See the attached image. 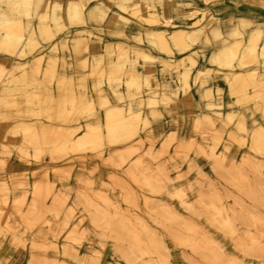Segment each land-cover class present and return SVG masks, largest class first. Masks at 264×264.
Masks as SVG:
<instances>
[{
	"label": "rangeland",
	"instance_id": "obj_1",
	"mask_svg": "<svg viewBox=\"0 0 264 264\" xmlns=\"http://www.w3.org/2000/svg\"><path fill=\"white\" fill-rule=\"evenodd\" d=\"M151 1L154 5L155 2H162V0ZM232 1L235 6L224 0L215 1L213 5L215 8L227 5V9L236 14H239L241 10H250L259 19H264V13H259L255 8L258 5L264 7V0ZM238 1L246 2L248 5L242 8L237 4ZM54 2L59 1L55 0ZM0 6V11L12 8H9L8 4L2 0H0ZM199 7L203 9V4ZM43 8L44 5L39 9L44 12L46 7ZM152 9L155 10L156 5ZM119 10L122 9L119 7ZM13 11L15 12L11 18L17 20L24 18L22 7ZM122 11L124 14L129 13L132 17L144 21L140 11L137 13L140 17L130 8L127 12ZM154 13L158 15L156 11ZM184 15L197 17L192 20L195 21L201 18V11L195 10L192 13L185 11ZM36 19V17L33 18V25L36 24L38 20ZM207 19L208 17L205 16L201 23H207ZM66 20L65 27L51 40H41L42 43L46 42L50 46L52 41L66 30L63 33L66 42L56 41L49 47V56L45 66L44 55L39 54L45 49L42 43L31 54L21 55L19 52L17 56L8 59L5 58V46L0 43V80L2 79L0 82V124L5 125L3 128L4 135L0 140V167L4 165L6 158L17 154L21 159L33 158L37 161L44 155H49L50 161L55 163L51 178L49 177L50 168L46 167L43 168V175L35 180V182L37 180L45 181L47 192L42 194H36L34 187L31 189L30 184L25 185L22 182L23 179L28 180L27 176L0 177V181H4L10 188L6 201L3 202L0 196V249L7 240L10 247L26 250L29 253L28 264H264V151L257 152L251 147L252 145L250 146L253 127L247 128L244 122L246 130L242 129L240 127V115H233L229 118L227 116L229 111H227L225 114L226 121L223 123L224 128H215L217 119L214 127H207L205 124H198L194 121V136L190 138L179 133L183 126L175 119L169 122L170 129L163 128L158 132L155 124L163 119V113L155 118L156 121L153 125L150 124L148 127L144 125V122H140L138 133L143 138L141 145L143 149L151 148L152 156L150 159L146 158V153L142 152L145 155L146 163L139 166L135 171L136 175L133 176L125 170V167H121V164L124 166L127 163L128 158L135 160L139 156V153L136 154L137 152L132 155L128 154L129 140L113 143L105 141L102 148L89 147L91 149L75 151L68 148L64 151L54 150L55 147L52 146L58 139L60 140L61 135H58V138L54 135L53 141L51 139L54 138L53 134L51 133V136L47 134L42 138L40 137L38 142H34L22 133L15 132V125L17 124L36 125L45 121L53 126L50 127L52 130H55L53 129L54 126L59 127L55 130L56 132L62 130L64 126H81L76 131L77 133H73V137H77V134L85 129L87 122L100 120V115L99 111L92 114L90 110H85L76 114V117L71 121L58 119V110L62 106L72 108L73 104H77L76 101L73 103L68 98L70 94L84 90L89 97H91L90 94H94L92 98L95 99L97 108L100 107L99 94H97L100 89L94 84L97 79L102 76V88H106L105 84H109L110 87L108 86V88L112 91L111 85L117 88L119 86L118 89L121 90L120 86L124 82L123 79L132 78L129 70L136 63L132 61L135 58L137 61L141 57H137V53L133 51L136 57L131 59L129 49L126 46L123 50L116 47L113 51L106 50L110 56L117 51V60H110L108 65L121 67L123 75L115 82L109 83L105 75L106 69L109 67L103 65V74L91 73L90 71L88 75H84L82 79L76 82V86L72 77L74 82L70 79L66 83L65 90L67 93L64 95L67 99H64L59 105L57 100L53 99V85L56 83L57 87V80L61 78L57 72L58 59L55 61L56 74L54 78L52 76L49 79H44L43 71L54 64L55 59L52 56L57 53L58 46L67 52L73 48L69 40L70 26L80 24L74 22L76 19L72 20L67 17ZM47 21L53 24L50 18ZM187 23L184 22L183 24ZM114 24L120 26L118 23ZM52 26L54 27V25ZM255 31L256 29L253 27L245 31L242 34L243 43L246 36L249 34V38H251ZM6 33V28L0 24V39L5 37ZM86 34L89 36V32ZM239 34L228 36L227 40L231 41L230 45L236 42ZM91 35L89 36V43L93 42V33ZM142 35L140 42L143 44L146 41L150 45L145 34ZM133 39L134 41L137 40ZM263 41L264 38L258 40L257 46L260 47ZM196 43L202 44L201 39H197ZM150 46L158 50L153 47L154 45ZM171 48L174 51L177 50V46L171 45ZM187 51V49L182 50L181 56L186 55ZM73 52L75 54V51ZM261 62H263L262 58L257 62H254L252 58L235 60L234 68L246 72V82L249 84L247 92L249 93H258L255 91L261 90L262 84L264 88V74L258 72V66ZM127 63L129 66H126ZM248 65H255V68L244 70ZM81 66L90 69L87 64H81ZM175 68L177 71L180 69L179 67ZM7 69H9L8 72ZM251 71L255 72L256 77H258L256 86H253L249 79ZM88 76L94 80L91 91L87 85ZM10 79H14V81L10 82ZM138 79L140 85H133L134 100L145 99L154 95L146 80L144 78ZM144 89L146 90L144 91ZM48 91L52 93L51 98ZM57 92L59 95L58 87ZM102 92L105 93L104 90ZM161 93L167 92L159 87L157 96H162ZM259 93H264V89ZM110 94L113 103L121 102L120 104H123L127 110L129 107L138 109L133 104L130 105V94H125L121 100H117L113 92ZM230 94L237 97L236 94L231 92ZM4 95L5 97H2ZM208 97L210 98V96ZM212 97L213 95L211 99ZM258 100L252 98L239 101L237 98L236 104L243 107L247 106L249 110L248 105L252 103L253 114L254 112H261L264 119L262 110L258 108V104H255ZM6 101L9 103L8 105ZM159 105H162L164 109L163 104L158 103L157 106ZM23 107H26L25 111H22ZM53 107H56V110H53ZM100 108L106 109L105 106ZM208 108L215 111L214 108L219 109L220 107L211 106ZM50 109L55 112H53L55 116ZM141 109L145 115V111L149 108L143 104ZM167 114L169 115V113ZM222 116L223 113L218 119L221 120ZM151 118L153 117L151 116ZM234 122H236L235 128L226 130ZM173 128L175 131L170 132ZM103 130H105L104 127ZM232 133L239 139H232V136H229ZM240 134H244L245 137L239 136ZM45 138H50L51 141ZM233 140L239 146H245V151L240 159L233 158L231 161H226V153L229 151L230 142ZM220 145L221 150L216 152ZM109 151L115 155L114 161L110 162L115 172L110 173L107 181H101L100 185L93 176L95 169H90L88 175L76 174L75 180L78 183V188L72 196L71 192L74 189H71L68 184L64 185V183L71 179V172L76 168L73 162L76 160L84 161L89 157L102 158L104 153H109ZM196 156H204L212 161L215 172L213 179L205 177L207 181L203 179H195L192 182L186 181L187 176L183 171V165L187 162L191 163L193 157ZM82 168L84 171L85 167L82 166ZM37 172L35 171L33 174L36 175ZM57 182L61 183L58 188L56 187ZM85 198L93 202L100 211L97 208L94 209V206L86 207ZM19 200L20 202L17 203ZM95 212H98L97 215ZM78 221H80V225L75 227L74 224Z\"/></svg>",
	"mask_w": 264,
	"mask_h": 264
},
{
	"label": "bare ground",
	"instance_id": "obj_2",
	"mask_svg": "<svg viewBox=\"0 0 264 264\" xmlns=\"http://www.w3.org/2000/svg\"><path fill=\"white\" fill-rule=\"evenodd\" d=\"M2 1L6 2L9 6V8L12 7L9 10L0 11V24L3 25L4 28H6V30H7L5 37L0 39L1 40L0 43L3 46H5V51H6V54H5L6 57L5 58H7V59L14 57V56H17L19 54V52L21 53V55L33 53L35 50H37L39 48L38 45L42 43L41 40H43V41L44 40H51L59 31H61L65 27L64 18H63V15L61 14L62 4L60 2H54L55 0H53V1H51V0H2ZM90 1L91 0H68L66 3V10H67L66 12L68 15L67 17L69 19H72V20L76 19L74 22H76L77 24H80V25L81 24L85 25L84 23H87V22H93L94 21V22L98 23V22L104 21L106 16H107V13H108L107 5L104 2H102V0L98 1V2H94L92 4H90ZM115 1H116L117 5L122 10H124L126 12L129 10V8L132 9V11L135 14H137L140 11V15H141L142 19L146 23H148L149 25L150 24L156 25V24H160V23L162 24L161 26H158L156 28H154V26H152L151 28H147L145 33H141L139 31H137L134 34H130L128 32V30H126V26L130 22V19L126 14H124V12L122 10H117V11L114 10L112 12V14L109 16V18H107L109 20L108 22L116 23V24L118 23L120 25V26H117L118 32L116 33V35H119L121 37H129V34H130V36L132 38L137 39L136 41L133 42V46H131L132 50L137 53V57H141L144 61H149V60L150 61H152V60H159L160 61V59L166 61L167 58L165 56H163V53H166L167 56L170 54L171 55L177 54V56H175V58L173 60V62H174L173 65H174V67H179L180 69H181V67H183L182 73L178 74V75H180L182 88L186 91H189V89H190V85H191L190 79H191L192 75L194 78L193 79L194 82H196L197 79H199V77H201V75H200L201 72L205 71L207 73V72L212 71V69L214 68V67H212V64L218 65V67H225L226 66L228 69L227 74H226V80L228 83L229 92H231L232 94H236L239 101H241V100L246 101V100H250L252 98H257V100L259 99L258 101L255 102V104H258V108H260V110H262V112H263L262 115H264V93H259V92L263 91V89H264L262 86L263 84L261 85V87H262L261 90L255 91L258 93L253 94V93L247 92V88H248L249 84L246 82V72L242 71V70H237L234 68L236 65L235 60L252 58V60L254 62H257L260 60V58H262V61L264 62V41L260 45V47L257 46L258 40H260L261 38H264V19H259V17L257 15H255L250 10H241V12L239 14H236L232 10L227 9V7H228L227 5H224L221 8H217V7L215 8L213 4L215 1H219V0H202L203 1V3H202L203 9L196 6L193 8V10H186L187 13H192L195 10L201 11V18L199 20H195V21L189 22L187 24H177L170 17L167 18V17H165V15H156L154 13L155 10L152 9L155 7V5L153 4V2L151 0H141V1L140 0H137V1H134V0H115ZM41 5L42 6L44 5V8L46 7L44 12H43V10L41 11L39 9L42 7ZM20 7H22V9H23L24 18L22 20L20 18H19V20H17L16 18H11V15H13V13L15 12L13 10H17ZM145 9L148 10V12H149L148 15L144 14L143 11ZM205 9H206V11H205ZM42 12H43V14H42ZM137 16H139V14H137ZM205 16L208 17V19H207V23L203 24V23H201V20ZM34 17H36L38 19V20L36 19L37 21H36L35 25H33V21H34L33 18ZM48 18H50V20L52 21L53 24H51L47 21ZM175 24H177V25H175ZM52 25H54V27ZM77 26H79V25H77ZM251 27L256 29V31L254 33H252L251 38H249L248 40H245V42L243 43L242 34L245 31L251 29ZM129 29H130V27H129ZM86 32H89V36H92L91 35L92 33H90L91 31L88 30L87 28H76L72 34L71 39H69V40L71 41V44L73 46L72 49H74L73 51H75L76 57L80 60V62L82 64L88 65V56H87L88 51L87 50H88V46H89V36H88V34H86ZM142 34H145V37H146L147 41L150 43V45H152V46L154 45L153 47H156L159 50L158 54L154 53L151 50L146 49V45H144L140 42L142 39V36H143ZM235 34H239V38L236 40V42L233 45H230L231 41L229 42L227 40V38H228V36H234ZM197 39H201V41H202V44H200L199 47H200L203 54H205L206 50L210 49V53L208 55V61H209L210 65L204 66L203 68H198L194 72L193 68L197 66L198 57H199V50L195 49L196 48L195 46L198 45V43H196ZM59 42H62V43L66 42V38L64 35L59 39ZM105 44H106V50H108V51H113L115 47L120 49V50L125 49V43L122 40H117L116 43L111 41V40H107L105 42ZM171 45L177 46V50L174 51L171 48ZM184 49L188 50L187 54L185 56H181L182 55L181 51ZM206 53H208V52H206ZM54 55L55 56H52L53 59H55L54 64H52L51 67H49V68H45V71H43V73L45 74L44 79H49L52 76H53V78L55 77L54 76L56 74L55 73L56 72L55 61L57 60V56H56L57 53H54ZM172 57H170V59ZM135 60H136V58H135ZM135 60H133L132 62L133 63L136 62ZM166 64L171 65V67H172V64H170V63H166ZM39 66H41V65H39ZM35 67H37V66H35ZM88 67H90L91 73H96V74H98V73L103 74L104 73V67H103L101 59L96 61V64H94V65H91V66L88 65ZM108 67L109 68L106 69L105 75H106L107 81H109V83H111L112 81L115 82L116 80H118L120 78L121 75H123L121 67L118 68V66H109V65H108ZM149 68H150V66H149ZM9 69H7V72ZM129 71H130L129 73L131 74L133 79L132 78H129V79L126 78L125 80L123 79L127 89H125L123 87H122V89H125L128 92H130V93L126 92V93L130 94V96H131L130 105L133 104L135 107L138 108L137 110L133 109V107H129V109L127 110L126 108H124L125 106H123V104L119 105L118 103H113L110 95L107 93V90L105 88L104 89L102 88L103 87L102 86L103 81H102V76H101V78L97 79V82L94 84L96 85V87L98 89H100L99 90L100 92L97 93V94H99L98 95V101L100 103V107L101 106L106 107L105 115H104L105 116L104 122H101V120H99V119H96L95 122H93V121L87 122L85 124V129H83L82 132L78 133L77 137H73V133H77L76 131H78L81 126H72V125L71 126H64L62 128V130H60L59 132H56L55 130L58 129L59 127L54 126L53 129H55V130H52L50 128L52 125H50L49 123H47L45 121L39 122L36 125H34V124H30V125L19 124L18 125L17 124V125H15L16 126L15 132L16 133L17 132L22 133L25 137H29L34 142H38L39 139H41L44 135H47V134L48 135L50 134L49 136H51L53 134V137H54V135H56L57 136L56 138L59 137L58 135H61L60 140L58 139L59 140L58 141L56 139L57 141L55 142L54 145H52L55 147V149L53 147H52V149L64 150V151L67 150L68 148H71V150H73V151L87 149V148L91 149L89 147H94V148L100 147V148H102L103 145H105V141H108L109 143H113V142H118V141L124 142V141L129 140L130 144H129V147L127 149L128 154L132 155L133 153L137 152L136 154L139 153L138 154L139 156L135 160H131V158L129 160V158H128V160H126L127 163L124 166L121 164V167L122 168L125 167V170L127 172H129L130 174H132V176L136 175L135 174L136 169L139 166L144 165L146 163L145 162L146 158L150 159L152 156V149L151 148L143 149V147L141 145L143 142V138L138 133L139 124H140V122H144V125L146 127H148L150 124L153 125L155 123V121H156L155 118L159 117L163 113L158 108V106H157L158 103H161L164 105V109H165L166 113L172 114L173 110H172L170 104L172 102L176 101L174 99V96H176V94L179 93L178 92L179 89H177L178 91L173 92L174 95L168 92L169 94L168 93H163V94L161 93L162 96L159 97V96H157V92H159L158 86L164 87L166 84L165 82H160L159 85L158 84L155 85L158 87L157 88V87H154L152 85V82H154V77L150 74V72L149 73L147 72L146 76L142 77L141 74L134 68V66L130 67ZM193 72H194V74H193ZM177 73H175V75ZM206 73H205V75H206ZM5 74H6V72H5ZM138 78H144L146 80L147 84L150 85V89H152V93H154V95H151L148 98L146 97L145 99L139 98L138 100H134L135 92H133V89H134L133 85H135V84L137 86L140 85ZM257 78L258 77H256V73L251 71V73L249 75V79H250L253 86L257 85V83H256ZM70 79H71V81H73L72 74H71V76L63 74V75H61V78H59L57 80V87H58L59 95L56 96L55 94H53V99L55 101L57 100L59 105H60V103H62L64 101V99L65 100L67 99L64 94L67 93L66 92L67 90H65L66 85H67L66 83L69 82ZM1 81H2V79L0 80V82ZM11 81H14V79L13 80L10 79V82ZM206 82H207V79H206ZM120 83H121V81H120ZM84 85H86V84H84ZM108 86H109V84H108ZM118 88H119V86H118ZM118 88L111 85L112 92H113V94H115L116 99L121 100L123 98V96L125 95V93L123 94V92L121 90H119ZM7 89L9 90V88H7ZM103 90L105 92L104 94L102 92ZM172 90H173V88H172ZM210 90L212 91V89H210ZM210 90H207V91H209V96L211 98L212 92ZM216 93H218V92H216ZM48 94H49V97L51 98L52 93H49V91H48ZM128 94H126V95H128ZM207 94H208V92H207ZM90 96L91 97H89V95L88 96L86 95L85 90L83 92H72V94H70V97H68V96L67 97L70 98L73 103L76 101L77 104L76 105L73 104L72 108L62 106L60 108V110H58V116L59 117H57V118L58 119L62 118V120H65V121H68V120L71 121V119H74V117H76V114H80L82 111H85V110H90L92 114L98 113V109L96 108L95 99L92 98L94 96V94H90ZM2 97H5V95ZM206 97H208V95ZM260 100H261V102H259ZM6 104L8 105L9 103L7 102ZM55 104H56V102H55ZM143 104L144 105L146 104L147 107L149 108L147 111H145L146 112L145 115H143V111H141L142 110L141 107ZM231 104L232 103L230 102L229 106H231ZM207 106L208 107L218 106L221 108L222 105L215 103V101L211 99V101L209 102V104ZM220 108L219 109L218 108L217 109L212 108L213 110H215L214 114H211L210 112H206V111L199 112L196 114V116H194L193 120L195 122H197L198 124H202V125L205 124V125H207V127L208 126L214 127L215 121H216L215 117L216 116L219 117L223 113ZM53 110H56V107L55 108L53 107ZM50 111L52 112L51 109H50ZM30 112H32V111H30ZM53 112H52V114H53ZM27 113H28V111H27ZM66 114H67V116H66ZM53 115H51V116L54 118L55 115L54 116ZM233 115H239V114L236 112L235 109L229 110V113H227V116L230 118V117H233ZM151 116L153 118H151ZM240 120H241L240 127L242 129L246 130V128L244 127V122H245L244 116L241 114H240ZM36 121H34V122H36ZM20 123H22V122H20ZM14 127H13V129H14ZM103 127L105 128V130H103ZM143 127H142V130H143ZM215 128H217V127H215ZM212 129H214V128H212ZM229 136L230 137L232 136V139H234V140L236 138H238V136H236L234 133H232V135H229ZM46 137H48V136H46ZM45 139H50V138H45ZM51 139L53 140V139H55V137L51 138ZM51 139H50V141H51ZM50 141H47V142L49 143ZM250 142H251L250 146L252 145L251 147L254 148L257 152H263L264 151V125L261 122L257 121V119L254 120L253 133L251 134V141ZM94 148H92V149H94ZM96 150H98V149H96ZM212 151H214V150H212ZM142 152L146 153V158H145V155L142 154ZM250 156H252V155H250ZM114 157H115L114 153L112 151H109V153L107 154V159L109 161L113 162ZM22 182L25 185L27 183L29 184L28 180H26V179H23ZM33 187H34V191L36 194H42L44 192H47L46 191L47 186H46L45 181H43V180H37L36 182H34ZM9 191H10V188L7 186V184L4 181H0V196H1V199L3 202L6 201V198L8 196ZM23 199H21V200H23ZM86 200L87 199L85 198V202H86L85 206L86 207H93L94 206L95 207L94 209L97 208V206L93 202L88 201V200L86 201ZM19 202H20V200L17 201V203H19ZM97 213H96V215H97ZM79 222L80 221L76 222L74 224V226L75 227L79 226L80 225ZM149 251L152 252V250H150V249H149ZM76 255H77V253H76Z\"/></svg>",
	"mask_w": 264,
	"mask_h": 264
},
{
	"label": "crops",
	"instance_id": "obj_3",
	"mask_svg": "<svg viewBox=\"0 0 264 264\" xmlns=\"http://www.w3.org/2000/svg\"><path fill=\"white\" fill-rule=\"evenodd\" d=\"M58 1L62 4L61 14L64 17V22L66 25V23H67V20H66V18H67L66 17L67 16V14H66V3L68 0H58ZM98 1H101V0H93V1L91 0L90 4H92L94 2H98ZM134 1H137V0H134ZM155 1H157V0H155ZM224 1L227 3H231L235 6V4L233 3L232 0H224ZM102 2H104L108 8V13H107L105 20L102 22H98V23L93 21V22H87L85 25H79V26L72 25V26H70L71 35H70L69 39H71L72 34L76 28H87L88 30H90L93 33V37H92L93 42L89 43V46H88V65H90V66L94 65V64H96V61L101 59L103 65L107 67L110 60L116 61L117 57H118L117 51H115L112 54V56L107 54L106 44H105V42L107 40H111L115 43L117 40H122L125 43V46L128 47V49H129V57L130 58L132 57L131 59H133L136 57V55L133 54V50H132L131 46H133L134 39L131 38L130 34H134L137 31H139L141 33H145L147 28H151L152 26H154V28H156L158 26H161L162 24L160 23V24H156V25L155 24L149 25L148 23H146V22H144V21H142L136 17H132L129 13H125L130 19V22L126 26V30H128V32L130 34H129V37H121L119 35H116V33L118 32L117 26L114 23L108 22L109 20L107 19V18H109V16L112 14V12L114 10H116V11L119 10V7H118L116 1L115 0H102ZM201 4H202L201 0H162L161 3L155 2V5H156L155 11L157 12L158 15H165V17H167V18L170 17L171 19H173L174 22H176L178 24H183L184 22H188V23L192 22L193 19L197 18V17H186L184 15V12L186 10L193 9L196 6L199 7ZM237 4L239 6H241L242 8L246 7V5H248V3L243 2V1H238ZM255 8L258 10L259 13L260 12L264 13V7L262 5L255 6ZM143 12L146 15L149 14L147 9H145ZM197 12H199V11H197ZM129 27H130V29H129ZM64 32H66V30H64L63 33ZM63 33H60L58 35V37H56L52 41L51 45H53L56 41L59 42V39L63 36ZM249 37H250V35L248 34L246 36V40H248ZM42 44L45 47V49L42 52H40L39 54L44 55V66H45L46 62L48 60V56H49L48 55L49 47L51 45L48 46L46 42H43ZM143 44L146 45V49L151 50L156 54L159 52L158 50L151 48V46L146 41ZM199 45H200V43L195 46L196 47L195 49L199 50V57H198L197 66L193 68L194 72L198 68H203L204 66L210 65L209 61H208V55L210 53V49L205 51V54H206L205 55L202 53ZM206 52H208V53H206ZM56 56L58 59V63H57L58 74H60V75L66 74V75H70V76L72 74V77L75 81V86H76V82L79 79H82L84 75H88L90 73L89 68L85 69L81 66L82 63L76 57V55L73 53L72 49H70V52H67L66 50H63L60 46H58V51H57ZM163 56H165L167 58L166 61L162 60V59H160V61L159 60L144 61L142 58H138L135 65H134L135 69L141 74L142 77H145L146 73L150 72V74L154 77V82H152V85L154 87H157L155 85H157L159 82H165L166 84L164 87L158 86L162 90H164L165 92H167V93L169 92V93L173 94V92L178 91L177 89H179V91H178L179 93H177L176 96H174V99L176 101H174L170 104V106L174 112L173 114L168 115L167 113H165L162 105L158 106V108L163 112V119L159 120L155 124V127H156L158 132H160V130L163 128H169L170 129L169 122L172 119H175V120H178L180 125L182 124V126H183V128H181L179 130V133L186 135L187 138L193 137L194 136V130H193V127H194L193 118H194V116H196L197 113L202 112V111L203 112L206 111V112H210V113L214 114V111L210 110L207 106L209 104V102L211 101V98L206 97L207 95L209 96V91H207V90H210V89H212V91L210 90L212 92V95H213L212 100H214L215 103H217V104H221L222 105L221 111H223V116H222L221 120H219L217 116L215 117L217 119L216 127L224 128L223 123L226 121L225 114L227 111H229L231 109H235L239 115L241 114L244 116V121H245V125L247 128L253 127L254 126V120H256V119H257V121L264 124V119L261 116V112H254V114H253L252 103L248 105L249 110H248L247 106L243 107V106L236 104L237 97L232 96L229 92V87H228V83L226 80V74H227L228 69L226 67H218V65L212 64V67H214L212 69V71L207 72V73L205 71L201 72V74H200L201 77H199L200 80L197 79L196 82H194V80H193L194 78L192 75V77L190 79V83H191L190 89H189V91H186L182 88L180 75H178V74L182 73L183 67H181V69H179V71H177L174 66L171 67V66L166 64V63H170L173 65L174 64L173 60H174L175 56H177V54H172V55L170 54L167 56L166 53H163ZM183 56H185V54ZM170 57H172V58L170 59ZM148 65L150 66V68ZM127 66H129V63H127ZM253 68H255V65H248L247 67L244 68V70L253 69ZM194 72H193V74H194ZM204 72L206 73V75ZM258 72L260 74H264L263 62H261L260 65L258 66ZM175 73H177V74L175 75ZM205 78L207 79V82H206ZM93 81L94 80H92L91 77H89V76L87 77V85L89 86L90 91H91ZM105 86H106L105 89L107 90V93L109 95H111L110 93L112 91L108 88L107 84H105ZM122 87L126 89L125 82L122 83V85L120 86V89L123 93L126 94L127 90L122 89ZM172 88H173V90H172ZM53 90H54V94L57 96L58 92H57L56 83L53 85ZM145 90L146 89H144V91ZM207 92H208V94H207ZM216 92H218V93H216ZM230 102L233 103V105L231 104V106H229ZM118 104L122 105L120 103H118ZM97 108H98L99 115L101 118L100 120H101V122H104V120H105V116H104L105 115V108H100L99 106ZM25 109H26V107H23L22 111H25ZM235 123L236 122H234L231 126L226 128V130H229L231 128L234 129ZM4 126L5 125H3V123L0 124V140L3 138V135H4V131H3ZM174 131H175V128L170 130V132H174ZM239 136L245 137L244 134L243 135L240 134ZM197 138L199 139V137H197ZM209 145H211V142H209ZM221 145L219 146V148L217 149L216 152H219L221 150ZM244 151H245V146H239L234 141L230 142V149L226 153V161H231L233 158H237V160L240 159L242 154L244 153ZM30 153L32 155V151ZM107 154H108V152H105L104 153L105 156L103 155L102 158L89 157V158H86L84 161L76 160L73 162V164L75 165L76 168H74V170L71 172V179L68 182L64 183V185L68 184L71 187V189H74L71 192L72 196H74V193H75L76 189L78 188V183L75 180L76 174L82 175L84 173L85 175H88V171L90 169H95L93 176H94L95 181H97L98 185H100L101 181H107V178H108L110 173L115 172L114 167L112 166V164H110L111 161H108V159H107ZM212 165H213L212 161H210L208 158H206L204 156L193 157L191 163L187 162V163H184V165H183L184 166L183 171L186 173V176H187L186 180L190 181V182H192L195 179H197V180L203 179V180L207 181V179L205 177H210L213 179L215 177V172H214ZM82 166L85 167L84 171H83ZM46 167L50 168L49 177L51 178L52 177V168L55 167V163H52L50 161L49 155H44L43 157H41L39 159V161H37L33 158H30L28 160L21 159L20 156H18V154L12 155V156L6 158L4 165H2L0 167V177L8 178L11 176H16V175L17 176L18 175L27 176L28 182H29L30 187L32 189L36 178L39 179V177H41L43 175V172H44L43 168H46ZM189 167H191V168H189ZM35 171H38L36 173V175L33 174V172H35ZM60 184H61L60 182H57L56 187L57 188L60 187ZM5 242L6 243H4L3 247H1V249H0V264H28L29 253L26 250H23L21 248L10 247V244L8 243V241L5 240Z\"/></svg>",
	"mask_w": 264,
	"mask_h": 264
}]
</instances>
